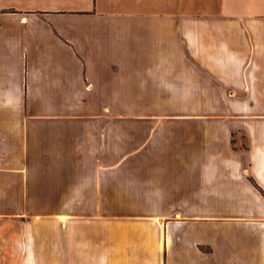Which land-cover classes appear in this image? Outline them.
I'll list each match as a JSON object with an SVG mask.
<instances>
[{
    "label": "crops",
    "instance_id": "crops-1",
    "mask_svg": "<svg viewBox=\"0 0 264 264\" xmlns=\"http://www.w3.org/2000/svg\"><path fill=\"white\" fill-rule=\"evenodd\" d=\"M0 264H264V0H0Z\"/></svg>",
    "mask_w": 264,
    "mask_h": 264
}]
</instances>
